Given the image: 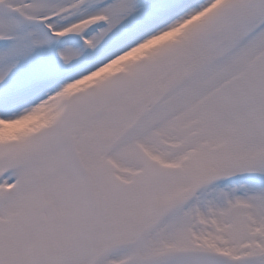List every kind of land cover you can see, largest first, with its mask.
Instances as JSON below:
<instances>
[{
  "label": "snow or ice",
  "instance_id": "snow-or-ice-1",
  "mask_svg": "<svg viewBox=\"0 0 264 264\" xmlns=\"http://www.w3.org/2000/svg\"><path fill=\"white\" fill-rule=\"evenodd\" d=\"M0 264H264V0H0Z\"/></svg>",
  "mask_w": 264,
  "mask_h": 264
}]
</instances>
